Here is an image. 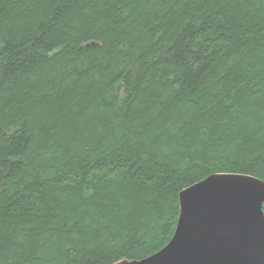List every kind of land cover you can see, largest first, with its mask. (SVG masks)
<instances>
[{
  "label": "trees",
  "instance_id": "1",
  "mask_svg": "<svg viewBox=\"0 0 264 264\" xmlns=\"http://www.w3.org/2000/svg\"><path fill=\"white\" fill-rule=\"evenodd\" d=\"M230 173L264 182V0H0V264L144 259Z\"/></svg>",
  "mask_w": 264,
  "mask_h": 264
},
{
  "label": "water",
  "instance_id": "2",
  "mask_svg": "<svg viewBox=\"0 0 264 264\" xmlns=\"http://www.w3.org/2000/svg\"><path fill=\"white\" fill-rule=\"evenodd\" d=\"M177 200L168 243L144 259L115 264H264L263 181L213 174L181 190Z\"/></svg>",
  "mask_w": 264,
  "mask_h": 264
},
{
  "label": "rangeland",
  "instance_id": "3",
  "mask_svg": "<svg viewBox=\"0 0 264 264\" xmlns=\"http://www.w3.org/2000/svg\"><path fill=\"white\" fill-rule=\"evenodd\" d=\"M21 26L23 27V25H21ZM19 27H20V25H15V29H16V28H19ZM14 259H15V258H14Z\"/></svg>",
  "mask_w": 264,
  "mask_h": 264
},
{
  "label": "bare ground",
  "instance_id": "4",
  "mask_svg": "<svg viewBox=\"0 0 264 264\" xmlns=\"http://www.w3.org/2000/svg\"><path fill=\"white\" fill-rule=\"evenodd\" d=\"M254 177V176H253ZM131 261V260H130Z\"/></svg>",
  "mask_w": 264,
  "mask_h": 264
}]
</instances>
